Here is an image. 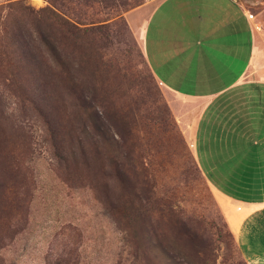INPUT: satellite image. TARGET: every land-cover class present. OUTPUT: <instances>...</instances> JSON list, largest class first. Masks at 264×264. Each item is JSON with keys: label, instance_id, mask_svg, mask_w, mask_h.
Masks as SVG:
<instances>
[{"label": "rangeland", "instance_id": "1", "mask_svg": "<svg viewBox=\"0 0 264 264\" xmlns=\"http://www.w3.org/2000/svg\"><path fill=\"white\" fill-rule=\"evenodd\" d=\"M158 1L0 0V264H245L143 58Z\"/></svg>", "mask_w": 264, "mask_h": 264}, {"label": "crops", "instance_id": "2", "mask_svg": "<svg viewBox=\"0 0 264 264\" xmlns=\"http://www.w3.org/2000/svg\"><path fill=\"white\" fill-rule=\"evenodd\" d=\"M263 14L248 0H159L137 34L154 80L187 102L175 120L245 264H264Z\"/></svg>", "mask_w": 264, "mask_h": 264}, {"label": "trees", "instance_id": "3", "mask_svg": "<svg viewBox=\"0 0 264 264\" xmlns=\"http://www.w3.org/2000/svg\"><path fill=\"white\" fill-rule=\"evenodd\" d=\"M151 74V73H150ZM152 76V75H151ZM196 151L199 153L200 152V143H197L196 145Z\"/></svg>", "mask_w": 264, "mask_h": 264}, {"label": "built area", "instance_id": "4", "mask_svg": "<svg viewBox=\"0 0 264 264\" xmlns=\"http://www.w3.org/2000/svg\"><path fill=\"white\" fill-rule=\"evenodd\" d=\"M246 17H247L248 20H252V15L251 14H247Z\"/></svg>", "mask_w": 264, "mask_h": 264}]
</instances>
